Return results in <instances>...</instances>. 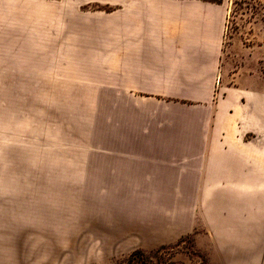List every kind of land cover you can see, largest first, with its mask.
I'll use <instances>...</instances> for the list:
<instances>
[{
	"label": "rangeland",
	"instance_id": "1",
	"mask_svg": "<svg viewBox=\"0 0 264 264\" xmlns=\"http://www.w3.org/2000/svg\"><path fill=\"white\" fill-rule=\"evenodd\" d=\"M116 8L117 0H0V264H214L219 256L210 229L181 234L167 218L179 197L131 194L114 154ZM263 29L264 0H228L230 77L263 44ZM242 246L220 255L264 264V243Z\"/></svg>",
	"mask_w": 264,
	"mask_h": 264
},
{
	"label": "crops",
	"instance_id": "2",
	"mask_svg": "<svg viewBox=\"0 0 264 264\" xmlns=\"http://www.w3.org/2000/svg\"><path fill=\"white\" fill-rule=\"evenodd\" d=\"M221 1L117 0L112 147L131 194L179 197L181 234L210 229L214 264H246L220 253L264 243V29L230 77Z\"/></svg>",
	"mask_w": 264,
	"mask_h": 264
},
{
	"label": "trees",
	"instance_id": "3",
	"mask_svg": "<svg viewBox=\"0 0 264 264\" xmlns=\"http://www.w3.org/2000/svg\"><path fill=\"white\" fill-rule=\"evenodd\" d=\"M203 1H208V2H213V3H218V4L222 3L221 0H203Z\"/></svg>",
	"mask_w": 264,
	"mask_h": 264
}]
</instances>
